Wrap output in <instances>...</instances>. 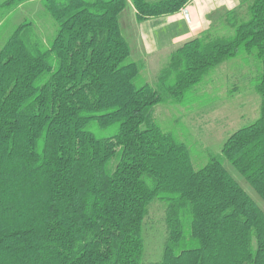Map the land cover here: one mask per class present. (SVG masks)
<instances>
[{"label": "trees", "instance_id": "1", "mask_svg": "<svg viewBox=\"0 0 264 264\" xmlns=\"http://www.w3.org/2000/svg\"><path fill=\"white\" fill-rule=\"evenodd\" d=\"M41 1L56 25L49 47L24 21L0 49V264H264V211L223 164L264 204V0L221 19L230 35L206 31L175 48L154 86L136 85L145 68L130 59L120 14L130 2L140 22L190 0ZM236 59L258 117L195 170L153 108L184 105ZM154 201L165 206V241L145 263Z\"/></svg>", "mask_w": 264, "mask_h": 264}, {"label": "rangeland", "instance_id": "2", "mask_svg": "<svg viewBox=\"0 0 264 264\" xmlns=\"http://www.w3.org/2000/svg\"><path fill=\"white\" fill-rule=\"evenodd\" d=\"M4 1L6 0H0V3ZM127 10L131 11L129 7ZM24 21L31 24L34 35L42 47H49L56 33V25L45 11L41 0H28L12 9H0V49L17 26ZM210 31L214 35L231 34V30L222 23ZM240 62V59H236L212 70L201 83L187 93L184 105H156L153 108L156 125L187 146L195 170L206 165L208 155L219 156L225 140L238 129L253 123L258 117L259 100L254 92L253 82L244 75L241 76L244 64ZM168 63L169 59L162 58L156 66L144 69L136 80V85L147 83L154 86L157 75ZM112 132L113 129H107L95 133L97 136L107 137ZM223 164L264 211L263 202L249 185L226 162ZM164 207V204L154 201L149 206L148 216L143 222L145 263L155 262L161 258L165 241Z\"/></svg>", "mask_w": 264, "mask_h": 264}, {"label": "crops", "instance_id": "3", "mask_svg": "<svg viewBox=\"0 0 264 264\" xmlns=\"http://www.w3.org/2000/svg\"><path fill=\"white\" fill-rule=\"evenodd\" d=\"M242 1L190 0L174 14L140 22L136 20L135 10L128 2L120 14L119 25L129 47L130 59L143 62L145 69L156 66L162 58L170 59L175 48L222 23L221 19L237 9ZM128 7L131 11L127 10Z\"/></svg>", "mask_w": 264, "mask_h": 264}]
</instances>
